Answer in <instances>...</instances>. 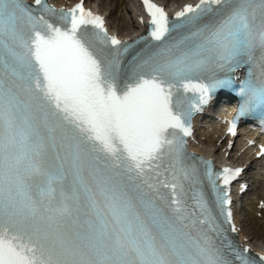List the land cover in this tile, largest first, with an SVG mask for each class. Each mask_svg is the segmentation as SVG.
<instances>
[{"label":"snow or ice","instance_id":"6c2138e0","mask_svg":"<svg viewBox=\"0 0 264 264\" xmlns=\"http://www.w3.org/2000/svg\"><path fill=\"white\" fill-rule=\"evenodd\" d=\"M34 3L0 0V264H229L213 211L236 231L242 170L202 174L185 138L218 92L240 99L233 136L264 107V0H198L171 21L143 0L156 43L134 54L83 0Z\"/></svg>","mask_w":264,"mask_h":264},{"label":"rangeland","instance_id":"374dc122","mask_svg":"<svg viewBox=\"0 0 264 264\" xmlns=\"http://www.w3.org/2000/svg\"><path fill=\"white\" fill-rule=\"evenodd\" d=\"M166 3L171 1L180 0H164ZM90 2L100 10H113L114 17L109 18V22L113 28L121 33L128 32L133 25V19H131V13L134 9L133 0H120L118 3L116 0H90ZM116 16L118 18L116 19ZM208 144L215 143L210 139L207 140ZM262 188H258L253 191L249 196L247 203H244V208L240 209L237 213L238 219L241 221L242 230L246 234H250L252 242L260 245L264 244V214L259 216L255 213L257 210L255 207L256 201L253 198L261 197ZM256 241V242H255Z\"/></svg>","mask_w":264,"mask_h":264},{"label":"bare ground","instance_id":"6f19581e","mask_svg":"<svg viewBox=\"0 0 264 264\" xmlns=\"http://www.w3.org/2000/svg\"><path fill=\"white\" fill-rule=\"evenodd\" d=\"M120 0H116V2L118 3ZM181 1H183V0H180V1H173V2H175L176 4H179V3H181ZM59 2H63V0H59ZM105 12H107L106 14H107V16L109 17V18H113L114 17V14H113V10H105ZM118 18V16H116V19ZM133 22V24L135 25V23H134V21H132ZM134 25H132L131 27L133 28L134 27ZM215 130V129H214ZM215 132V131H214ZM214 132H211L210 133V135H206V140H209V139H212L213 138V135H214ZM201 135H203V134H201ZM214 141H215V139H214ZM261 195H262V192H261ZM255 213L257 214L258 213V211L256 210L255 211ZM242 233V237H243V239H245L247 242H251L253 245H257V244H255V243H253L251 240L252 239H249V237H247V235H250V234H245L244 232H241ZM256 242V241H255ZM258 247H259V245H257ZM261 246H264V244H262Z\"/></svg>","mask_w":264,"mask_h":264}]
</instances>
